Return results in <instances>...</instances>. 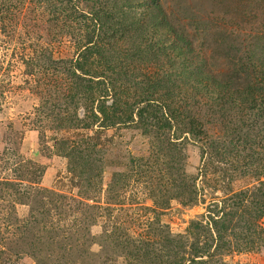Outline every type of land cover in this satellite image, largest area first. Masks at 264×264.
Returning a JSON list of instances; mask_svg holds the SVG:
<instances>
[{
    "label": "rangeland",
    "instance_id": "rangeland-1",
    "mask_svg": "<svg viewBox=\"0 0 264 264\" xmlns=\"http://www.w3.org/2000/svg\"><path fill=\"white\" fill-rule=\"evenodd\" d=\"M0 264H264V0H0Z\"/></svg>",
    "mask_w": 264,
    "mask_h": 264
},
{
    "label": "trees",
    "instance_id": "trees-1",
    "mask_svg": "<svg viewBox=\"0 0 264 264\" xmlns=\"http://www.w3.org/2000/svg\"><path fill=\"white\" fill-rule=\"evenodd\" d=\"M242 197L247 198V195H242Z\"/></svg>",
    "mask_w": 264,
    "mask_h": 264
}]
</instances>
